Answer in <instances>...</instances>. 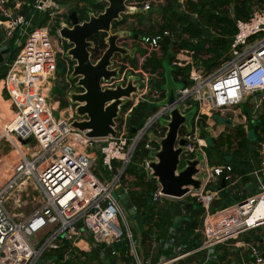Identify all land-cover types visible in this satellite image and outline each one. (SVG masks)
<instances>
[{"label": "built area", "instance_id": "2783aa9c", "mask_svg": "<svg viewBox=\"0 0 264 264\" xmlns=\"http://www.w3.org/2000/svg\"><path fill=\"white\" fill-rule=\"evenodd\" d=\"M165 1L131 0L129 4L148 12L154 4L165 5ZM179 1L186 4L199 0ZM31 6L48 13L47 25L35 26L24 14ZM61 6L55 0H0V24L4 30L0 52L6 49L13 52L15 46L20 49L18 56L6 65L7 111L12 115L2 137L35 143L31 148L32 156L21 158L14 166L13 176L0 187V264H220L218 246L249 231L264 229V219L253 220L264 199L261 180L264 177V130L258 142L259 166L252 172L259 194L219 211H213L219 194V189L214 186H219L221 178L235 186L241 177L234 175L230 165H208L204 151L207 144L196 136L195 130L203 127L202 116L205 114H220L233 122L241 115L238 107L252 94L261 95L257 106L264 103V0L251 7L248 19L237 20L236 32L229 40L227 59L214 72L209 73L199 65L194 50L184 48L176 57L174 54L171 64L175 68H188L190 82L178 90L177 104L183 114L196 109L193 131L184 130L181 134L187 141L183 159L193 157L196 152H201L206 159L203 170L207 178L203 189L183 198H191L203 209V225L195 229V233L203 236V241L200 246L187 250L186 246L177 243L176 229L171 227L166 239L159 234L152 235V248L145 256L139 253L142 242L136 240L115 193L119 187L129 191L128 177L124 180V176L140 146L147 152L143 155L141 172L149 175V153L158 149L157 144L149 141V133L164 136L166 128L159 124V119L163 116L169 119L171 106H160L141 128L136 127V133L131 132L127 121L132 119L139 104L158 105L164 99L165 92L155 88L160 84L155 81L161 75L160 71L152 72L151 67L146 68V63L154 52L158 58L163 56L162 43L166 36L177 43L179 40H174L169 31L145 35L139 40V48L147 53L137 51L134 58L124 59L115 56L114 67L121 70L119 81L126 83L128 73L138 76L139 94L122 108L116 137L89 138L86 131L72 126L74 109L70 117L55 116L59 108L52 104L55 102L52 83L48 81L57 73L58 55L62 53L58 26L70 13L60 21L56 20L61 14ZM52 23H56L58 36L51 34L49 26ZM136 42V39L128 38L119 45L131 49ZM238 124L245 131L249 130L244 116ZM98 146L101 164L112 173V179L95 173L99 155L93 150ZM24 179H32L41 200L30 214L16 218L8 209L7 201ZM175 201L178 200L161 194L159 187L153 194L156 205L169 206ZM263 249L264 234L260 244L249 247L245 264H264ZM94 250L98 251L97 255L93 254ZM200 253L205 257H198ZM154 254H159L156 260Z\"/></svg>", "mask_w": 264, "mask_h": 264}, {"label": "water", "instance_id": "95a60500", "mask_svg": "<svg viewBox=\"0 0 264 264\" xmlns=\"http://www.w3.org/2000/svg\"><path fill=\"white\" fill-rule=\"evenodd\" d=\"M97 2L105 5L103 11L89 9L87 18L83 20L81 14L72 11L67 20L58 26L59 36L72 46L67 53V56L75 62L70 77L72 80H77L75 87L82 90L80 93L76 91L68 93L67 98L74 106L75 115L71 124L79 131H86L87 137L94 139L116 137L117 120L122 108L139 94V77L128 73L125 76L126 83L119 81L121 70L119 67H114L113 62L117 55L123 59L135 57L136 48L121 46L119 42L128 38L138 39L139 35H133L127 30H117L115 23L121 22L128 16L146 13L143 9L132 7L129 4L130 0H97ZM234 22L236 24L237 20L234 19ZM99 34L106 35L104 38L106 48L101 55H98L99 57L94 58L96 45L92 38ZM163 43L173 47L178 45L167 36ZM11 56V49L0 52V67L6 66ZM172 57L173 53H169L166 61L171 63ZM173 70L168 75L164 87L161 84L155 85L156 89L165 92V97L158 106H171V110L169 119H165L162 123L166 128L164 136L158 137L154 132L149 133V141L157 144L158 149L149 153L148 177L156 181L161 194L178 200L173 203L175 215L173 227L177 229L183 220L184 211L193 207L192 204L181 205L179 200L191 192L201 191L207 174L203 170L206 159L201 152H196L191 158L183 159L184 154L187 153V141L181 138V134L184 130L188 133L193 131L192 121L196 109L193 108L187 114L181 112L177 104L178 91L173 83ZM115 81L118 82L114 83ZM183 84L185 85L186 82ZM127 125L132 133H136L137 129L132 125L131 119L127 121ZM4 164L3 156H0V166ZM225 184L223 179L222 186ZM115 194L129 215L135 216L137 209L125 189L119 187ZM79 226L82 227V223ZM97 252L94 250L93 254L97 255Z\"/></svg>", "mask_w": 264, "mask_h": 264}, {"label": "trees", "instance_id": "16d2710c", "mask_svg": "<svg viewBox=\"0 0 264 264\" xmlns=\"http://www.w3.org/2000/svg\"><path fill=\"white\" fill-rule=\"evenodd\" d=\"M55 1L61 5L75 2V0ZM257 1L261 2L262 0ZM79 3L81 5H79ZM79 3L75 5L76 9L74 8L73 10L81 14V20L87 18V11L89 9L101 12L105 7L104 4L98 3L97 0H80ZM251 3L252 0H200L198 3L190 2L188 3L189 11L198 14L197 20H194L189 18L188 14L177 9L176 0H168L167 5L162 8L164 19L159 32L156 34L148 32L146 35L155 36L162 34L164 31H169L175 34L179 30L180 32H177L176 38L181 40H179L177 46L173 47V57L174 54L176 57L181 49H191L195 51L196 61L203 63L205 66L207 65L209 69L214 66V63H222L227 59V49L229 47V41L227 40H229L236 32L234 19H248L250 16ZM24 14L32 20L35 26H44L49 21L48 13H42L37 9H34L32 6L25 9ZM124 23V19L121 22H116L115 28ZM207 28H212L214 32L223 37L215 40L207 39L205 37ZM105 36V34H99L92 38L96 45L93 52L95 57L101 55L106 48L104 42ZM173 36L175 37V35ZM208 45L209 47L207 48ZM162 48L165 52L163 58L153 56L146 63V68L151 67L152 72L154 73H157L164 68L163 62L167 60L170 53L168 49L169 45L162 43ZM202 54H211L216 57V61L210 63L212 58L203 60ZM173 57L172 60L174 59ZM7 70V66L0 67V104L2 101L8 102L9 100V95L5 86ZM188 72V68L174 67L173 77L176 81L189 84ZM163 97H165V94H163ZM158 109L159 106L156 103L143 102L139 104L133 111L131 119L132 125L135 128H141L146 120L156 113ZM259 126L264 130V115L260 120ZM146 154L147 152L143 151V155ZM140 173L141 171L138 172V167L131 164L128 166L124 176V180L128 176L134 178V181L130 183L134 188V191L130 194L131 201L137 208V214L134 216V219L143 231L144 240H148L153 234H159L162 239H166L169 229L173 227V203L169 204V206L156 205L153 202V194L158 188L157 183L155 180L148 178L146 174L140 175ZM197 207L198 208L194 211L190 210L192 214L189 216V219H183L182 224L176 229L177 243L186 246L187 250L200 246L203 240L202 235L195 233V229L202 226L201 216L203 215V209L198 204ZM198 257H205V254L200 253Z\"/></svg>", "mask_w": 264, "mask_h": 264}, {"label": "crops", "instance_id": "0c3cea01", "mask_svg": "<svg viewBox=\"0 0 264 264\" xmlns=\"http://www.w3.org/2000/svg\"><path fill=\"white\" fill-rule=\"evenodd\" d=\"M131 1V0H130ZM142 2L147 0H141ZM177 1V9L180 11V8L182 9L181 12L188 14V10H186L187 7L185 5H188V3L193 2L189 1L188 3L184 4L181 3L179 0ZM200 1V0H199ZM198 1V2H199ZM197 2V3H198ZM195 3V2H193ZM61 5V4H60ZM69 5V4H66ZM62 5V6H66ZM164 7L165 5H158ZM160 9V8H159ZM251 9V8H250ZM148 12L146 11L145 14L141 15H147ZM155 16V15H154ZM137 15L134 17H129L128 21L131 25L133 24V20L137 19ZM127 19V18H125ZM137 21V20H136ZM57 23V22H56ZM56 23H52L49 27L51 29V34H54V29H56ZM55 24V26H54ZM47 25V23H46ZM45 26V25H44ZM54 26V27H53ZM53 27V29H52ZM120 27V26H119ZM211 30L212 38H207L210 40L220 39L223 36L218 35L212 28H209ZM3 27L0 24V41L2 39L3 34ZM215 33V34H214ZM137 35V32H136ZM143 37V36H142ZM142 37H139L138 40H141ZM225 39V38H224ZM137 40V39H136ZM175 40V38H174ZM229 41V40H227ZM138 45L140 44V41L136 42ZM11 45V44H10ZM172 46V45H171ZM209 45L207 46V48ZM55 77L53 79H49L48 83H52V91L53 93V83H54ZM261 97L260 94H252L248 96L245 101L238 107L239 112L241 115H238L237 118L233 120H229V117H226L227 120V126H218L214 121L212 117H209V115L205 114L202 116V128L195 130L197 133L196 136L201 139H204L207 146L204 147V151L207 154V163L210 167L213 166H232L233 173L236 177H241L239 182L235 186H230L229 184H225V186H222V178L219 179V186H214V189H219V194L217 196L216 201L213 205V211H219L231 206H234L236 204H233L235 200H240V203L248 200L249 198L256 196L259 194L257 193V180L255 177L252 176V172H254L260 162V154L258 151V142L262 139L263 136V130L262 127H260V120L264 115V103L261 105H258V100ZM55 102H53V105L58 106L59 108V114H62L64 117H70L73 114V108L72 106L68 105L62 108V104L60 99H55ZM9 103V100L8 102ZM69 104V103H68ZM0 106V128H5L6 123L2 125L5 119H8L12 113L8 110V112H5L4 107ZM194 107H196V103L194 104ZM57 110V109H56ZM8 114L9 116H6ZM215 114V113H214ZM244 116L245 119L248 122L249 130L245 131L243 126L238 124L240 122V118ZM10 120V118H9ZM241 126V127H240ZM214 127L218 129V133L220 134L217 136L216 134L212 133L214 131ZM239 129V131H238ZM251 129H254L256 133V143L249 147V132ZM3 130H0V156H3L5 164L0 167L1 169H6V176L4 181L1 182L3 185L6 181L10 180V178L13 176L14 173V166L15 164L21 159V158H30L32 156V147L35 143H27L26 141H18L16 140H9L4 139L2 137ZM200 136V137H199ZM204 137V138H203ZM207 137L211 139V141H207ZM237 138L238 144L241 145V147L244 148V152L241 154L239 150L229 149L231 146L229 144L230 141L234 140V138ZM3 141V142H2ZM248 142L247 145L245 142ZM30 144V145H29ZM6 146H9L10 149H6ZM18 146L21 149L18 148ZM2 149V150H1ZM209 151V153H208ZM211 156V154H213ZM227 156H230V159H227ZM226 157V158H225ZM148 177V176H147ZM133 178V177H132ZM149 178V177H148ZM128 179L130 177L128 176ZM132 181L128 183L130 186L128 187L129 191H127L130 199H131V192L134 191V188L131 186ZM1 185V186H2ZM0 186V187H1ZM38 189L36 184L32 181V179H24L21 186L15 190L11 196L9 197L7 201V205L10 200L13 202V208H10L11 213L16 218H22L32 212V209L30 210V207H34L32 204L36 201V199H33V196H37L39 200L40 194H38ZM181 205H188L192 204L193 207L190 209H187L183 213V219H189V216L192 214L190 210H196L197 204L194 203V201L191 198H185L183 200H179ZM132 202V201H131ZM121 203V202H120ZM196 205V207H195ZM135 206V205H134ZM122 210H125L127 213L128 211L125 209V207L121 203ZM136 208V207H135ZM194 208V209H193ZM35 209V208H34ZM137 209V208H136ZM129 214V213H128ZM131 216V215H130ZM172 216H173V223L175 219V215L173 214V207H172ZM203 216H201L202 219V225H203ZM126 217V215H125ZM132 217V221L136 223L134 216ZM127 219V217H126ZM128 222V220H127ZM183 220L180 224H182ZM193 222V221H192ZM129 224V223H128ZM179 224V226H180ZM130 226V224H129ZM131 228V227H130ZM146 229V227H145ZM132 230V228H131ZM133 231V230H132ZM134 233V232H133ZM264 234V229L259 228L256 230L249 231L243 235H240L238 238L233 239L229 241L226 244L218 246L216 249L218 257L220 259V264H245V262L248 261L249 256V247L251 245L260 244L262 237ZM201 235V234H200ZM135 236V234H134ZM140 237L141 239L144 238L143 231H140ZM136 238V237H135ZM152 238V237H151ZM151 238L148 240H145V243H142V246L140 248L145 247L146 248V254H148L152 248V241ZM203 238V236H202ZM203 241V240H202ZM154 259L156 260L159 257V254H154Z\"/></svg>", "mask_w": 264, "mask_h": 264}, {"label": "rangeland", "instance_id": "374dc122", "mask_svg": "<svg viewBox=\"0 0 264 264\" xmlns=\"http://www.w3.org/2000/svg\"><path fill=\"white\" fill-rule=\"evenodd\" d=\"M79 1L80 0H75V2H73V3L69 4V5L61 6V8H62L61 14L56 16L57 17L56 20L58 19V21H60L61 17H66L69 12L71 13L72 11H75L73 9L76 7L75 5L77 3H79ZM139 1H141V0H139ZM167 1L168 0L165 1V6L167 5ZM260 3H263V0L261 2H258L257 0H252L251 7L255 6V5H259ZM79 5H80V3H79ZM185 7H187L186 10H188V12H186V13H188L189 18L197 20L198 14L196 12L194 13V12L189 11L188 5H185ZM162 8H163V6H162ZM182 9L180 8V11ZM162 10L163 9H161V6H157V5L154 4L152 6V9L150 11H148L147 15H141V14L137 15L138 16L137 19H136L137 21L133 20L134 22L131 25L132 26L131 28H130V24H128L129 23L128 19H129V17H134L136 15L125 17V18H127V19L124 18L125 23L123 25H121L120 27H117L116 29L117 30L130 31L133 35L136 34V32H137V35H139V37L145 36L146 33H148V32L156 34L157 32H159V30L161 28V24L163 23V19H164L163 18V13L164 12ZM250 12H251V9H250ZM53 27H52V29H53ZM177 32H180V31L178 30ZM177 32L175 34L172 33V35H175L177 37ZM53 33L56 34V36H58V32L55 29H54ZM138 33H140V34H138ZM176 37L173 36V38H176ZM205 37L212 38L211 30L209 28L206 29ZM231 38H232V36H231ZM60 39H61L60 40V49L62 50V53L58 55L57 73L54 75L55 80H54V83H53V90H54L55 93H53V100L60 99L61 104H62V108H64L65 106L70 105V103L68 101V98H67L68 97V93L70 91H76V89H75V86L72 88L71 87V83H70L72 81L71 77H70L71 73H72L71 67H72L74 62L72 61L71 57L67 56V53H68V50L71 49V47H70L71 45L67 41L63 40L62 38H60ZM179 40H181V39H179ZM137 41H139V40L137 39ZM134 48H136L138 53H140V54L147 53L146 50H143V49L139 48L138 43H135V47ZM168 49H169L170 53H174L173 46L169 45ZM229 49H230V47H228L227 50H229ZM19 52H20V49L17 46H15L13 48V52H12V56H11V60L10 61H13L18 56ZM162 53H163V56H160V58L164 57V54H165L164 50H163ZM153 56L157 57V53L154 52ZM210 58H212V61L210 63H214L216 61V57H214L213 55H211V54H202V59L203 60L204 59L207 60V59H210ZM133 64H135V60H133ZM199 65H202L206 69V71L211 73V72H214L221 65V63L216 62V63L213 64L214 66H212V68H209V69H208L207 65L205 66L203 63H199ZM163 66H164V68L162 70H160V74L161 75L159 76V78H156L155 81L156 82H160L163 85V87H164L165 84H166V81L168 80V75L172 72L174 67L168 61L163 62ZM173 80H174L173 83L176 85L177 91L182 89V88H184L185 85L183 84V82L176 81L175 79H173ZM73 81H72V83L74 84ZM0 106L5 107V110L8 109L7 108L8 103H6V102L2 101ZM58 115H59V111H57L55 113V116H58ZM209 117H212L213 121L218 126H227V120L225 119V117L221 116L220 114H216V113L215 114H210ZM9 118H11V115H10V117H8V119L4 120L2 125H4V123H6L9 120ZM165 119H166L165 116L160 117L159 124L162 125V123H163V121ZM0 130L4 131L3 127H1ZM238 131H239V129H238ZM212 133L216 134L217 136L220 135L218 133V129L216 127H214V131ZM200 138H202V136ZM207 141L210 142L211 139L209 137H207ZM19 142L20 141H18V143ZM245 143L247 145L248 142L246 141ZM255 143H256V133H255L254 129H251L250 132H249V143H248V145H249V147H252ZM229 144L231 145L229 147L230 150L231 149L239 150V152L241 154L244 152V148L241 147L240 144H238V140H237L236 137L234 138V140L230 141ZM18 148L22 150V148H20L19 146H18ZM6 149H10V147L6 146ZM93 151L96 152L99 155L98 164H97L95 173L98 176L102 173L103 175L106 176V178L112 179V177H113L112 173L108 172V170L101 164L102 159H101V153H100V146H98ZM208 153H209V151H208ZM212 155H214V153L211 154V156ZM230 158H231L230 156H227V159H230ZM142 160H143V150H142V146H140L138 148L137 152H136V155H135V158H134V161H133V164L138 167V172H140L142 170V168H141L142 167V165H141L142 164ZM0 167H2V166H0ZM5 176H6V169L4 168V169L0 170V186L2 185L1 182L4 181V179H5ZM130 180L134 181V178L130 177V179H127V182H130ZM261 180L264 183V177H261ZM256 188H257V193H258L259 192L258 185H256ZM115 197L117 198L116 194H115ZM34 198L36 199V201L32 204L34 207L33 208L30 207V210L32 209V211L40 203V200L37 198V196H33V199ZM12 202L13 201L10 200L8 205H7L9 210H10V208L11 209L13 208V203ZM233 204H237V205L240 204V200H238V199L235 200V202ZM195 207H196V205H195ZM122 212H123L124 215H126L128 223L130 224V227L132 228V230H133V232L135 234L136 240L137 241H141L142 243H145L144 238L141 239V237H140L141 228L139 227V225L135 224L132 221V217L125 210H122ZM120 223L123 225L122 217H120ZM139 253H140L141 256H145L146 248L145 247L140 248L139 249Z\"/></svg>", "mask_w": 264, "mask_h": 264}, {"label": "bare ground", "instance_id": "6f19581e", "mask_svg": "<svg viewBox=\"0 0 264 264\" xmlns=\"http://www.w3.org/2000/svg\"><path fill=\"white\" fill-rule=\"evenodd\" d=\"M5 110V107H4ZM5 112H8L5 110ZM258 219H264V199L262 201V204L258 207L256 213L253 216V220H258Z\"/></svg>", "mask_w": 264, "mask_h": 264}, {"label": "flooded vegetation", "instance_id": "af4514ba", "mask_svg": "<svg viewBox=\"0 0 264 264\" xmlns=\"http://www.w3.org/2000/svg\"><path fill=\"white\" fill-rule=\"evenodd\" d=\"M70 47H72V46H70ZM75 65V62L73 63V65H72V67H71V69H73V66ZM72 80V79H71ZM73 81V80H72ZM72 81L70 82L71 83V87L73 88L74 86H76V82H77V80H74L73 82H74V84L72 83ZM104 86H106V85H104ZM113 86V85H112ZM75 89H76V92L77 93H80V92H82V90L81 89H79V88H76L75 87ZM70 106H72L71 104H70ZM73 107V109H74V106H72Z\"/></svg>", "mask_w": 264, "mask_h": 264}]
</instances>
